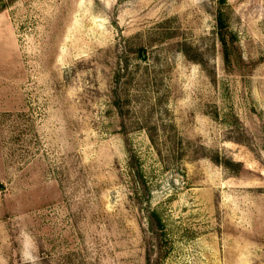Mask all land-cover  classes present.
Instances as JSON below:
<instances>
[{"label":"rangeland","instance_id":"obj_1","mask_svg":"<svg viewBox=\"0 0 264 264\" xmlns=\"http://www.w3.org/2000/svg\"><path fill=\"white\" fill-rule=\"evenodd\" d=\"M3 3L0 264H264V0Z\"/></svg>","mask_w":264,"mask_h":264},{"label":"trees","instance_id":"obj_2","mask_svg":"<svg viewBox=\"0 0 264 264\" xmlns=\"http://www.w3.org/2000/svg\"><path fill=\"white\" fill-rule=\"evenodd\" d=\"M3 6H5L4 3L0 7V9ZM217 27H218L220 42L222 45V54H223L224 62L226 64H230L232 52L234 50V36L228 30L227 24L224 21L221 13H219L218 18H217ZM228 38H230V39H228ZM117 107H118V104H117ZM149 222H150L152 235H153L152 240L156 241V242L158 241V243H157L158 244L157 245L158 246V255H160L159 257H161L162 256V245H160V243H159L160 240H162L161 239V236H162L161 221L155 212H151L149 215ZM154 249H155V246L153 244L148 247V252H147V256H146L147 264H152V258H151L152 254L151 253L154 252ZM157 258H158V256L156 257V259Z\"/></svg>","mask_w":264,"mask_h":264}]
</instances>
